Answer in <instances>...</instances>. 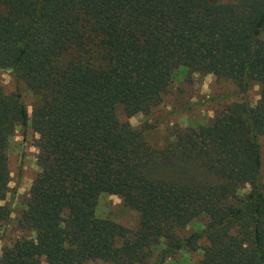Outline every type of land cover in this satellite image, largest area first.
<instances>
[{"label": "trees", "instance_id": "trees-1", "mask_svg": "<svg viewBox=\"0 0 264 264\" xmlns=\"http://www.w3.org/2000/svg\"><path fill=\"white\" fill-rule=\"evenodd\" d=\"M202 69L243 99L209 124L173 126L161 146L119 119L118 105L147 113L174 76ZM0 70L16 83L0 84V221L18 125L37 134L39 167L19 218L34 235L4 246L0 264H148L152 252L163 264L201 237L196 264H264V0H0ZM102 193L137 212L135 231L96 216ZM198 216L205 228L181 236Z\"/></svg>", "mask_w": 264, "mask_h": 264}, {"label": "rangeland", "instance_id": "rangeland-1", "mask_svg": "<svg viewBox=\"0 0 264 264\" xmlns=\"http://www.w3.org/2000/svg\"><path fill=\"white\" fill-rule=\"evenodd\" d=\"M228 2L232 0H219ZM0 84L6 92L15 90L11 73L0 70ZM28 112L31 113L32 94L24 85H20ZM259 97V84L251 80L246 92V99L251 105H255ZM242 94L238 92L236 84L225 76H216L208 69H202L190 74L179 73L174 76L167 88L161 93L160 101L147 113L138 112L127 116L122 106L116 107V113L121 121H128L138 130L145 140L154 146L164 144L169 130L178 125L180 127H197L209 124L216 113L233 102L241 101ZM37 134L29 124L25 127L18 125L9 138L7 147V159L10 170L9 192L4 203L10 205L9 218L0 221V254L2 248L10 245L19 237H32L33 231L24 228L19 223L22 211L26 208L29 197V188L37 173V148L35 140ZM262 164L258 179V190L264 194V139L261 138ZM252 189L251 184L241 188L240 193ZM95 214L100 218H109L130 232L138 227V214L129 208L121 196L112 193H102L98 197ZM206 217L198 216L192 219L187 226L181 228L178 233L187 236L193 232H199L205 228ZM200 248L193 250L188 248L178 249L167 257L163 264H196L203 255L202 247L207 244L205 237L198 241ZM155 252L151 253L148 264H153ZM84 264H109L108 262L88 260Z\"/></svg>", "mask_w": 264, "mask_h": 264}]
</instances>
